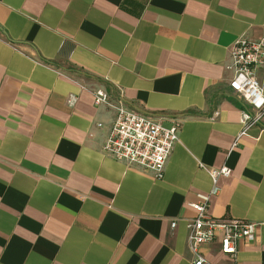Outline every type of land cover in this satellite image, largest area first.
I'll use <instances>...</instances> for the list:
<instances>
[{
  "label": "crops",
  "instance_id": "1",
  "mask_svg": "<svg viewBox=\"0 0 264 264\" xmlns=\"http://www.w3.org/2000/svg\"><path fill=\"white\" fill-rule=\"evenodd\" d=\"M241 37H264V0H0V264H193L190 204L223 168L208 213L257 223L237 259L264 264V116L241 135L228 86ZM97 90L179 124L162 180L102 153ZM198 252L229 264L218 240Z\"/></svg>",
  "mask_w": 264,
  "mask_h": 264
},
{
  "label": "built area",
  "instance_id": "2",
  "mask_svg": "<svg viewBox=\"0 0 264 264\" xmlns=\"http://www.w3.org/2000/svg\"><path fill=\"white\" fill-rule=\"evenodd\" d=\"M231 64L228 69L233 71L228 86L237 98L244 101L249 110L242 112L241 124L247 130L261 122L264 116L263 87L259 81L257 70L264 71V37L250 40L238 38L230 47ZM93 104L107 106L116 112L111 130L106 137L101 151L116 161L136 166L150 172L157 180H162L166 162L176 143H178L179 124L174 122L163 127L146 116L124 108L121 101L112 102L108 93L97 90L92 93ZM76 97L69 96L67 105L73 106ZM214 184L207 194H199L198 201L190 204L195 217L186 221L187 243L194 256L193 264H205L198 249L218 240L219 250L229 259V264H240L237 259L239 244L254 242L258 229L257 223L234 218L217 219L209 215L210 197L217 194L215 186L219 176L227 177V168L207 170ZM176 221L170 223L173 230Z\"/></svg>",
  "mask_w": 264,
  "mask_h": 264
}]
</instances>
